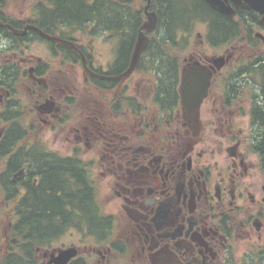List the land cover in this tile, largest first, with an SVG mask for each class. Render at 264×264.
Returning <instances> with one entry per match:
<instances>
[{
    "label": "flooded vegetation",
    "instance_id": "obj_1",
    "mask_svg": "<svg viewBox=\"0 0 264 264\" xmlns=\"http://www.w3.org/2000/svg\"><path fill=\"white\" fill-rule=\"evenodd\" d=\"M7 2L0 0V23L11 27L0 26V264L24 245L33 264H54L67 250L72 255L64 264L264 260V171L254 151V109L262 99L259 92L249 94V78L237 75L241 59L264 56V40L256 36H264L260 17L252 38L263 50L247 42L218 45L205 24V35H197L200 46L193 48L192 31L159 36L156 8L145 0L119 67L125 31L66 33L47 23L45 5L23 17L10 14ZM149 12L156 27L146 33L141 27ZM29 26L72 42L78 51ZM142 32L147 44L122 78ZM86 33L108 34L116 45L111 63L97 64L75 42L76 34ZM37 41L48 46L32 47ZM153 44L173 65L166 79L155 68ZM190 73L202 85L209 77L198 105L197 94L181 93V79ZM47 170L54 173L57 201L50 207L54 235L41 248L15 240L14 230L20 210H33L38 196L50 194ZM239 247L246 251L237 260Z\"/></svg>",
    "mask_w": 264,
    "mask_h": 264
},
{
    "label": "trees",
    "instance_id": "obj_2",
    "mask_svg": "<svg viewBox=\"0 0 264 264\" xmlns=\"http://www.w3.org/2000/svg\"><path fill=\"white\" fill-rule=\"evenodd\" d=\"M37 9L38 5H45L42 9L48 16L47 23L57 30L68 32L75 31H110L119 33L125 31V41H121L119 50V62L117 66L121 67L125 64L130 48V39L140 22V15L145 0H141L140 5L136 7L130 1L121 0H35ZM125 6V8H122ZM151 6L156 8L157 13V32L159 36L172 38L174 33L190 32L192 27L197 24H205L208 26V38L216 42L218 45H228L231 43L240 44L247 42L251 46H256L258 40L252 38L253 27L256 25L260 17L254 11H246L242 9L236 10L234 18L227 16L211 9L204 0H151ZM33 8L34 13L39 11ZM41 9V8H40ZM51 27H49V30ZM122 40V39H121ZM167 40V39H162ZM154 50L155 68L164 75V79L174 72L173 65L167 60L166 54L158 50V45ZM174 47H177L175 45ZM151 50L150 46L148 50ZM149 52V51H148ZM264 56L247 57L241 59L242 65L237 71L238 77L241 75L249 78L256 89L260 93L261 104L254 109V124L257 129L254 151L259 155L261 160V169L264 171ZM165 96H171L172 92L169 87L164 88ZM49 175L47 182L50 184L48 192L50 194H42L35 200L33 210H20V220L17 222L14 230L15 240L27 239L36 247L48 246L54 228L49 227L53 224L55 207V186L54 173L50 170L45 172ZM46 179V178H45ZM43 184L47 183L44 181ZM78 197L83 191H78ZM25 247V248H24ZM19 251L9 258L7 263L3 264H33V256L27 245L18 247ZM27 256V257H26ZM264 261V260H263Z\"/></svg>",
    "mask_w": 264,
    "mask_h": 264
},
{
    "label": "water",
    "instance_id": "obj_3",
    "mask_svg": "<svg viewBox=\"0 0 264 264\" xmlns=\"http://www.w3.org/2000/svg\"><path fill=\"white\" fill-rule=\"evenodd\" d=\"M204 1L213 10L219 12L220 14H222L224 16H227L228 18H234L235 17L236 9L254 11L260 15L259 25L264 27V0H204ZM148 3H149V0H148ZM147 8H148V4L145 6V10ZM0 26H3L5 28H11L9 25H2L1 23H0ZM155 27H156V15L154 12H149V13H147V20L142 25L141 30L143 32H146V33H151L155 29ZM27 28H33V29L37 30L39 32V34L47 40L64 44V45L78 51L76 49L75 45L70 41L61 39L59 37L50 36L46 33H43L41 30L37 29L34 26H29ZM27 28H25V30ZM12 32L14 34L17 33V31L14 29H12ZM143 32L141 33V35L139 36V38L135 44L129 68L121 76L122 78L128 77L132 73V71L134 70V68L137 65V62H138V59H139L141 52L143 51L144 47L147 44V37L144 36ZM256 36L261 38L262 40H264V36L261 33L258 32L256 34ZM88 73L90 74V72H88ZM93 75L95 77H98V78H105L101 75H96V74H93ZM106 79H110V78H106ZM208 80H209V77L204 78V80H203L204 83L202 85L201 82H199L197 80L196 75H193L192 73H190L186 76H183L181 79V93H182V95L185 98L186 95H189L190 91L194 94H197L198 102H196L195 104L198 105L199 102L201 101V99L203 97H205V95H206V88L208 85ZM183 103L185 104V102H183ZM71 255H72V252L70 250L63 251V253H61L60 257L54 258L52 260V262L54 264H57L58 260L61 258V263L64 264L65 261H67L71 257Z\"/></svg>",
    "mask_w": 264,
    "mask_h": 264
},
{
    "label": "rangeland",
    "instance_id": "obj_4",
    "mask_svg": "<svg viewBox=\"0 0 264 264\" xmlns=\"http://www.w3.org/2000/svg\"><path fill=\"white\" fill-rule=\"evenodd\" d=\"M137 2V4H140L141 0H135ZM8 7L7 10L10 14H13L14 16H23V17H27V16H32V10L35 6L36 1L35 0H8ZM192 34L190 37V45L193 48H198L199 45V38H198V34L201 36L205 35L206 32V27L204 24L201 23H197L192 27ZM91 35V34H90ZM88 33L84 34V35H80V34H76L74 37L75 42H78L79 45H82L84 47V49L89 52V54L92 55V57H94L97 60V64L102 65L103 67H105L106 64L111 63L113 58H114V53L116 51V45L113 43V41L107 39L108 34H95V35H91L90 36ZM32 47H36V48H44L47 47L48 44L44 43L43 41H37L33 44H31ZM92 48V49H90ZM256 49H260L263 50L261 45H256L255 46ZM208 49V48H207ZM206 49V50H207ZM210 51V50H207ZM185 55V53L183 54V56ZM246 64V63H245ZM245 64H241L245 65ZM80 70L78 73V79L79 81L82 80V76H80ZM247 89L249 90V94H256L258 93V90L256 89L255 85L253 82H251L249 84V86L247 87ZM1 212L3 210H0ZM68 237V236H67ZM76 237H73V239H75ZM72 239V238H71ZM72 239V240H73ZM64 242H69L70 240H68V238H63ZM57 242L52 241L51 242V246H56ZM263 246V243L261 244ZM260 246V247H262ZM31 247H34L33 245ZM35 250V247H34ZM41 250V249H39ZM43 251V250H41ZM245 248L244 247H239L238 248V254L236 253V258L237 260L240 259V256H244V252H245ZM35 257L37 260L41 261L40 259V254H35ZM242 258V257H241ZM234 264H240V261L238 263H234ZM246 264H264V261H260L258 259V257H252L251 260H249Z\"/></svg>",
    "mask_w": 264,
    "mask_h": 264
}]
</instances>
